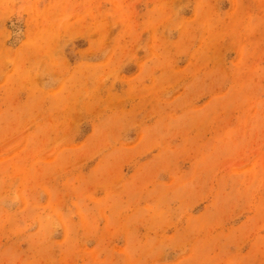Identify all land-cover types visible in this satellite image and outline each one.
<instances>
[{"label":"rangeland","instance_id":"1","mask_svg":"<svg viewBox=\"0 0 264 264\" xmlns=\"http://www.w3.org/2000/svg\"><path fill=\"white\" fill-rule=\"evenodd\" d=\"M0 264H264V0H0Z\"/></svg>","mask_w":264,"mask_h":264}]
</instances>
